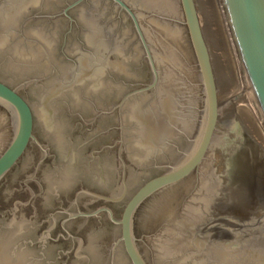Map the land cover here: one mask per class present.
I'll return each mask as SVG.
<instances>
[{"label":"water","instance_id":"water-1","mask_svg":"<svg viewBox=\"0 0 264 264\" xmlns=\"http://www.w3.org/2000/svg\"><path fill=\"white\" fill-rule=\"evenodd\" d=\"M71 1L0 0V44L22 23L50 43L31 65L18 36L0 46V80L33 108L0 81V264H264V0H87L69 18ZM209 150L226 175L198 186L228 179L256 206L238 254H212L193 181L135 219Z\"/></svg>","mask_w":264,"mask_h":264},{"label":"flooded vegetation","instance_id":"flooded-vegetation-1","mask_svg":"<svg viewBox=\"0 0 264 264\" xmlns=\"http://www.w3.org/2000/svg\"><path fill=\"white\" fill-rule=\"evenodd\" d=\"M77 1L78 0L71 1L70 3H68L67 7L63 10V13L66 16H68L69 18H70V15H68L67 13L69 12L70 9H75V8L81 7L85 3L87 4V0H81L80 2H77ZM70 5H72V6L70 7ZM93 10H96V8L94 6L93 7L89 6L88 9L82 10V13L84 15H90L91 14L94 17L95 14L92 13ZM39 16H41V15H39ZM43 25H44L43 23H39L38 27L34 30V32H28L27 28H25V26H26L25 23H22L20 26L15 24L14 25L15 28L13 29V31H11V33L9 35L7 34L8 41L4 44H0V46L5 45V47H6V46L11 45V43H13V41L15 40V37L17 38V36H18L23 42H25V44L31 45V47H28V49H27V53L29 55L25 57L26 61L29 62V65L33 64L32 62L35 59L39 60V61L44 60L47 58L46 51H47V48L49 47L48 45H50V43L45 36L44 29L41 28V27H43ZM71 28H72V24L70 26V29ZM15 33H17L16 36H15ZM4 34H5V32H4ZM18 34H20V35H18ZM34 40H35L36 44H31V42H33ZM190 46L192 48L191 42H190ZM61 48H62V51L64 52L65 44H62ZM110 52H111V49L108 51V54L106 57V59H107L106 62H108V60L111 58V56H110L111 54H109ZM192 52L194 53L193 48H192ZM194 56H195V54H194ZM13 58H18V57L15 55ZM13 60L15 61V59H13ZM106 64L103 66L104 70L102 71V73L101 74L99 73L100 74V76H99L100 82L102 79H107V77L111 76V71L108 68H106ZM93 66H96V68H97V62L94 63ZM93 66H91V72L94 69ZM0 81H2V80H0ZM2 82H4V81H2ZM4 83L7 84L6 82H4ZM7 85L10 86L9 84H7ZM99 86H101V83L99 84ZM10 87L13 88L12 86H10ZM13 89H15V88H13ZM16 91L18 92V90H16ZM133 91H135V90H133ZM137 93H139V92L133 93V94L129 95V97H131L132 95H135ZM129 97H127L125 99V101L121 104V106L119 107V104H120L121 100L123 99L122 98L120 100V102L114 106V110L117 109V111H118V110L122 109L124 103L127 101V99ZM29 105H30V103H29ZM1 106H3V105L0 104V107ZM31 109L33 111L32 106H31ZM112 110H113V107L108 109L107 113L112 112ZM33 118H34V113H33ZM33 133L35 135L34 128H33ZM31 143H33V141H31L29 143V145L27 146V149L31 145ZM212 146H213V144H212ZM212 146H211V148H212ZM211 148H210V150H211ZM27 149L25 150L24 154L26 153ZM210 150L207 153V156L203 160L200 167L198 169L194 170L183 181H181L177 185L173 186L171 189L166 190L165 192L158 194L154 201H152L150 199V200L146 201L144 204H142L136 213L135 219H136V222H138L140 228H142V230H146L147 225L153 219L154 220H160L162 217V215H156L153 213L150 214L151 213L150 209L152 208V204L156 202V204H157L156 206H158L159 204L164 202L163 204L167 205L170 202V200L172 198H174V196L178 193V191H180L182 188L186 187V184H188L189 181H193L194 187L189 190V192L186 196L189 197V195H193V194L196 195V193H197V195H202V198H205V200H207L208 204H204L203 201H200V200L198 202L199 207L197 209L198 210L200 209V211L202 213V215H199V217H198L199 222L201 224H203V228L207 232V233H205L206 236H208L210 238L211 235H213V237L218 236L219 238H221L220 243L218 245L214 244L212 241L210 242L211 248H212L211 249L212 254H221V255H223V254L224 255L238 254L240 252V249H241L240 244H239V239L243 235L250 234L256 228V224H257L255 221L256 206L254 205V206L243 208L240 205L239 201L236 200L235 195H233V193L230 191V188H227L230 185V184H228V179H226L227 183H223L224 180H222L220 183H218V180H216V182L213 185L217 186V188L216 187L215 188H209L207 190V189L200 188L198 186L199 180H201L200 179L201 174L205 175L207 177H213L214 173L218 172L215 168H212L210 165H208L206 163L207 157L211 153ZM23 155L21 156V158L23 157ZM20 159L18 160V162L20 161ZM18 162L15 164V166L18 164ZM204 165H205V167H204ZM206 170H207V172H206ZM163 172H160L158 174H161ZM158 174H155V175H158ZM218 174H219V176H222V177L224 175H226V174H224V171H219ZM208 179H210V178H208ZM209 183L210 182H208V184ZM197 186H198V188H197ZM195 188H196V190H195ZM197 189H199V190H197ZM188 201H190V200H188ZM100 208H110L111 209V207H109V206H103ZM101 212L107 213V211H105V210L99 211L98 213H101ZM69 214L70 213L68 212L67 216L64 217L60 221L61 227L63 229H64L66 222L68 220H70L74 217L76 218V216L70 218ZM76 214H78V213H76ZM107 215H108V213H107ZM113 215H114V213H113ZM86 216H88V215H86ZM108 217H109V215H108ZM109 219H110V217H109ZM116 219H118V218H116ZM110 221L113 222L111 219H110Z\"/></svg>","mask_w":264,"mask_h":264}]
</instances>
